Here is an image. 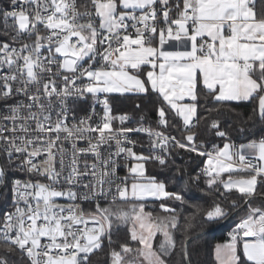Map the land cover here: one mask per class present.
<instances>
[{
	"label": "snow or ice",
	"instance_id": "snow-or-ice-1",
	"mask_svg": "<svg viewBox=\"0 0 264 264\" xmlns=\"http://www.w3.org/2000/svg\"><path fill=\"white\" fill-rule=\"evenodd\" d=\"M158 20L164 25L159 31ZM157 33L159 46L153 43ZM169 40L177 50L163 49ZM145 65L150 70L144 72ZM149 86L162 97L158 124L168 128L166 117L173 112L182 122V139L151 127H124L128 116L112 115L108 94L147 93ZM89 94L103 106V116L93 120V106L88 116L77 119L73 113L69 123V98ZM201 95L221 106L255 101L249 119L264 122V0H85L82 5L0 0V190L11 194L12 203L0 218V264H91L104 240L111 244L113 216L139 225L131 240L143 245L137 252L148 264H170L165 257L172 254L181 257L180 264H192L191 219L201 212L208 220L223 217L219 204L206 212L196 206L178 251L169 231L179 228L174 207L161 203L171 215L160 217L145 212L144 203L131 216L101 206L109 196L111 204L149 197L184 202L163 183L138 179L148 159L167 161L164 155L137 154L132 132L146 133L161 153L171 145L207 156L208 187L235 188L247 205L230 242L216 246V264H264V204L253 206L257 197L264 200V166L231 152L228 143L215 155L200 150L193 129L201 119L209 123L198 113ZM116 120L121 127H113ZM210 127L226 136L218 121L211 120ZM248 146L256 147L257 159L264 161V139ZM122 154L135 161L127 166L130 185L127 176H117ZM234 157L237 170L248 172V178H231ZM224 172L230 174L227 180L221 178ZM85 202L95 207L86 210ZM157 232L164 241L153 250ZM120 247L123 253L132 251L126 243ZM111 257L112 264H121V252L113 250Z\"/></svg>",
	"mask_w": 264,
	"mask_h": 264
},
{
	"label": "trees",
	"instance_id": "trees-1",
	"mask_svg": "<svg viewBox=\"0 0 264 264\" xmlns=\"http://www.w3.org/2000/svg\"><path fill=\"white\" fill-rule=\"evenodd\" d=\"M109 104L113 113H122L128 116V125H144L159 130L164 133L175 134L178 140L185 135L181 132V122L173 112L168 113V128H164L158 124V109L163 106L162 99L155 92L149 90L147 93H132L120 95H108ZM255 101L248 102H231L225 106L214 103L210 97L200 96V105L198 113L201 117H208L209 123L206 124L203 119L196 125L193 131L196 133V144L201 146L200 150H210L211 148L221 147L225 142L230 141L235 145L250 144L252 141L258 142L264 137V122L259 119H249L255 107ZM212 109V111H208ZM143 117V119H141ZM211 120L219 122V128L226 133L225 137H219L215 134V130L210 127ZM177 125H180L179 127ZM206 157L201 156L198 152L188 151L187 149L173 148L169 151L166 158V164L161 165L152 160L144 162L146 178H153L156 182L163 183L165 190L169 192H178L184 197V202L171 199H162L149 202L151 206H146L145 211H151L153 216H168L161 210L160 204L165 203L177 210L179 216V228L169 229L173 238L178 242L177 250H179V241L184 239V226L188 223V218L192 217L196 206L205 212L219 204L226 213L223 217L208 220L203 212L196 214L191 219L192 227L188 230V239L202 233L208 232L202 236L192 239L188 243V251L192 258V264H216L214 258V249L217 244L230 242L231 234L236 229L240 219L246 214V207L238 211L234 217L229 219L223 226L213 230L222 221L227 219L237 209L243 206L244 202L240 198L241 194L232 189L225 190L223 185L209 188L206 184V177L201 174L204 171ZM199 175L201 179L196 181L194 178ZM21 177V176H20ZM227 180L229 176H221ZM234 178V177H231ZM258 181L260 177L257 178ZM260 190L259 184L257 185ZM235 201V206H233ZM130 202H119L110 207L114 213L127 211L126 206ZM264 200L257 197L253 201V206H261ZM9 209V193L3 190L0 197V218ZM125 221L117 220L113 216V224L111 229V244L103 243L102 248L97 250L90 256L91 264H112L111 252L113 250L121 252V245L127 244L132 249V257L139 256L137 249H141V245L137 241L131 240L130 232L125 226ZM213 230V231H211ZM162 242V233L158 232L153 239V250H158ZM0 255L3 252L0 251ZM18 256V254H17ZM130 259V258H129ZM170 264H180L181 257L172 254L165 257ZM125 260V259H124Z\"/></svg>",
	"mask_w": 264,
	"mask_h": 264
},
{
	"label": "built area",
	"instance_id": "built-area-1",
	"mask_svg": "<svg viewBox=\"0 0 264 264\" xmlns=\"http://www.w3.org/2000/svg\"><path fill=\"white\" fill-rule=\"evenodd\" d=\"M84 2H85V0H77L78 5H82ZM83 10L84 9L81 7V11H83ZM135 14L140 15V12L137 11ZM129 23H131V22H129ZM156 26H157L158 31L160 28L164 27L163 23L160 20L157 21ZM129 32L130 33L134 32V29L129 28ZM100 95H101V98H103V96L105 94H100ZM0 104H2V102H0ZM67 105H68V109H69V123H72L71 117H72L73 113L75 114L77 119L88 116L89 114L92 113L93 106L95 107V113H96V115L93 117V120H99V118L101 116H103V106L99 103H95L93 97L90 94L83 99L69 98ZM110 108H111V105H110ZM111 113L113 116H116V117H119L120 115H124L122 113H116V114L113 113L112 108H111ZM121 126L122 125H121L119 120H116L113 122L114 128H119ZM123 126L124 127H131V128L147 127V126L139 125V124L138 125H128L127 120L124 122ZM180 130H181V132H183L182 125L180 127ZM165 134H170V135L176 137V135L172 134V133H165ZM128 135H129V138L131 140L136 142L133 150L137 154H142L144 156L152 157L155 155H164L167 158L169 151L171 149L175 148V147H172L171 145H169L168 151L166 153H161L159 147H155V148L153 147V141L146 133L132 132V133H129ZM176 139H178V138L176 137ZM261 139H264V137L260 138L258 140V142ZM81 146H84V144L82 142H81ZM128 146H132V145H128ZM236 148H237V146H235V149ZM112 150L113 151L115 150L114 143L112 145ZM214 150H215L214 148H211L208 151H206V150H202V151L211 152L214 155ZM205 157H207V156H205ZM149 160H152V161L160 164L158 161H156L154 159H148L147 161H149ZM249 160L255 164H259V162L256 159H249ZM91 162H92V160L89 159V163H91ZM133 163H135V161L131 160L130 158H127L125 154H122V156L119 158V161H118L117 176L120 178H123L126 176L129 177V172H128L127 166H129ZM237 167L239 168V166H237ZM201 174L203 175V172H201ZM20 178H26V177H24L23 174H21ZM113 191H114V189H113ZM110 201H111V196L107 197L105 200H102L101 206L105 207V206L114 205V204H111ZM60 202L61 203H67L68 201L61 200ZM119 202H121V201L117 200V202L115 204H117ZM82 206L86 210H92L95 207V204L94 203L89 204V203L85 202ZM11 210H12L11 194L9 193V209L7 211H11ZM104 242L109 244L108 239H105Z\"/></svg>",
	"mask_w": 264,
	"mask_h": 264
},
{
	"label": "crops",
	"instance_id": "crops-1",
	"mask_svg": "<svg viewBox=\"0 0 264 264\" xmlns=\"http://www.w3.org/2000/svg\"><path fill=\"white\" fill-rule=\"evenodd\" d=\"M153 43H154V45L155 46H159V36H158V34L155 36V38H154V41H153ZM163 49L165 50V51H173V50H177V45H176V43L174 42V41H171V40H169L168 41V43H166L164 46H163ZM180 50H182V48L180 49ZM143 70H144V72H146V71H148V70H150V65H145V66H143ZM157 71H158V69H157ZM145 77L142 75L141 76V79H144ZM149 90H151L150 89V86H149ZM152 92H154V91H152ZM132 93H136V92H126V93H123V94H132ZM155 93H157V92H155ZM121 93H112V94H108V95H120ZM158 94V93H157ZM159 95V94H158ZM159 97L162 99V97L159 95ZM178 118V117H177ZM179 119V118H178ZM180 120V119H179ZM181 122V121H180ZM181 124H182V122H181ZM225 143H228L230 146H233V147H230V151L231 152H235V151H239L240 152V154H242V155H244L245 157H247V158H249V159H256L258 162H259V165H261V166H264V161H259L257 158H258V149L256 148V147H249L248 145L249 144H245V145H235V144H233L232 142H230V141H227V142H225ZM224 143V144H225ZM223 144V145H224ZM223 145L221 146V147H218V148H223ZM235 146H237V148L235 149ZM241 146H243V147H241ZM218 148H215V150H214V155H215V152H216V150L218 149ZM222 162L226 165L227 163H229V161H227L226 159H223L222 158ZM231 163L233 164V171H232V173H231V177H236V176H242V175H244V176H247L248 177V172H246V171H240V170H237L238 169V164L236 163V158L234 157L233 158V160L231 161ZM215 164H216V161L215 160H213V165L215 166ZM206 168H208V166L207 167H205V169ZM230 174L228 173V172H224V173H221V176H229ZM144 178H146V175H145V167H144ZM130 179L132 180V176H131V174H129V177H128V181H130ZM157 183H159V182H157ZM162 199H164V198H160V199H156V198H152V197H149V198H146V200L145 201H156V200H162ZM213 219H217V218H213ZM228 243V242H227ZM227 243H223V244H227ZM218 245V244H217ZM216 245V246H217ZM216 246H215V249H216ZM215 249H214V258H215ZM216 261V260H215Z\"/></svg>",
	"mask_w": 264,
	"mask_h": 264
},
{
	"label": "rangeland",
	"instance_id": "rangeland-1",
	"mask_svg": "<svg viewBox=\"0 0 264 264\" xmlns=\"http://www.w3.org/2000/svg\"><path fill=\"white\" fill-rule=\"evenodd\" d=\"M204 166L205 167H207L208 166V157H206V159H205V162H204ZM246 178H248L247 176H244V175H242V176H236V177H234V178H232L233 180H239V179H246ZM139 180H141V181H144V182H146V180H147V178H144V177H139L138 178ZM128 183H129V185L132 183V180L130 179V181H128ZM233 189H235V188H233ZM129 204L126 206V208H127V211H125V212H128L129 213V215L131 216V215H133V208L135 207V208H137V210H138V206H139V204L140 203H144V210H145V208H146V206L148 207V206H151V204L149 203V202H152V201H137V200H134V199H129ZM242 207V206H241ZM240 209V208H239ZM146 212V211H145ZM126 223V227H127V229H128V231L130 232V235H131V233H132V231L133 230H135V231H137V233H139L141 230H140V228H139V225L134 221V220H132V219H129L127 222H125ZM158 233V232H157ZM156 233V234H157ZM155 234V235H156ZM153 239H154V237H153ZM153 239H152V242H153ZM164 241V236L162 235V242ZM161 242V243H162ZM143 248V245H141V249ZM130 253H132V251L131 252H129V253H124L121 257H122V260H121V264H148V260L147 259H145V257L143 256V255H139V256H135V257H132L131 255L132 254H130ZM130 258V259H129ZM125 259V260H124Z\"/></svg>",
	"mask_w": 264,
	"mask_h": 264
},
{
	"label": "water",
	"instance_id": "water-1",
	"mask_svg": "<svg viewBox=\"0 0 264 264\" xmlns=\"http://www.w3.org/2000/svg\"><path fill=\"white\" fill-rule=\"evenodd\" d=\"M2 192H3V190H0V197H1ZM246 206H247V205L243 204V206H242L240 209H237L233 214H231L227 219H225L224 221H222V222H221L218 226H216L213 230H216V229L220 228L221 226H223V225H224L229 219H231L232 217H234L235 214H236L238 211H240L241 209H243V208L246 207ZM213 230H211V231H213ZM206 233H208V232H202V233H200V234L194 236L193 238L188 239V243H189L192 239H195V238H197V237H199V236H202V235H204V234H206Z\"/></svg>",
	"mask_w": 264,
	"mask_h": 264
}]
</instances>
